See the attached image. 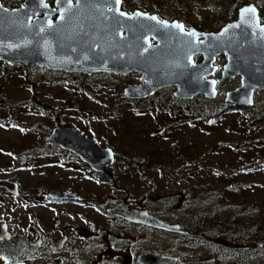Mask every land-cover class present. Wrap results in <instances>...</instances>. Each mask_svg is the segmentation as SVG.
<instances>
[{
	"label": "rangeland",
	"instance_id": "374dc122",
	"mask_svg": "<svg viewBox=\"0 0 264 264\" xmlns=\"http://www.w3.org/2000/svg\"><path fill=\"white\" fill-rule=\"evenodd\" d=\"M183 2L194 5L188 9L192 22L207 25L228 19L227 12L241 2L255 3L264 15V0ZM223 2L228 3L227 8L214 7ZM5 66L0 61V120L4 121L0 123V178L17 181L21 194L11 195L0 189V218L14 237L27 233L31 217L45 221L47 233L52 234L50 219L58 206L34 208L21 197L62 187H74L84 203L63 206L71 211V218L66 221L73 225L84 216L96 225L110 228L111 220L102 206L113 199H126L132 206L150 208L154 215L174 221L190 196L214 188L223 196L215 206L220 209L218 213L227 216L226 220L236 217L248 230L264 226V120L254 121L244 108L224 101L226 90L236 87L238 81L228 79L218 85L216 113L195 104L197 109L210 113L209 117L196 119L170 100L176 99L171 87L159 90L152 101L121 98L126 86L141 83L138 73L86 76L40 67ZM196 98L200 103L210 101L202 95ZM254 109L264 111V90L255 92ZM67 123L114 150L116 180L100 181L96 177V182L80 178L73 168L79 165L78 158L68 152H53L47 139L49 132L45 131ZM61 163L70 169L61 167ZM172 200L178 201L179 208ZM97 206L101 209L97 210ZM182 221L187 226V218ZM71 234L70 249L60 255L69 261L64 264H125V255L143 250L184 255L180 258L184 264H198L199 260H205L203 264H264L260 252L244 255L242 251L255 245L240 239L225 244L219 241L226 251L222 257L214 258L212 246H190L179 235L156 230H151L148 237L137 228L122 224L109 240L121 256L115 252L112 257L101 254L96 240L86 243L74 232ZM74 245L78 249L72 248ZM26 259L32 258L26 255L21 264L45 263L41 256L34 261ZM0 264L9 263L0 255Z\"/></svg>",
	"mask_w": 264,
	"mask_h": 264
},
{
	"label": "water",
	"instance_id": "95a60500",
	"mask_svg": "<svg viewBox=\"0 0 264 264\" xmlns=\"http://www.w3.org/2000/svg\"><path fill=\"white\" fill-rule=\"evenodd\" d=\"M44 3L47 4L45 0ZM56 6V9L49 5L44 7L40 0H26L14 9L3 6L8 11H0V61L11 67H40L86 76L138 73L141 83L126 86L121 94L123 99H147L157 91L171 87L175 98L191 100L203 95L211 100L218 94L216 80L212 77L215 73L214 58L217 54L226 53L228 61L221 71L220 81L240 76V85L225 92L226 102L249 108L255 104V90H264V39H260V29L264 25L259 23L258 8L254 3L241 6L237 19L216 33L191 27L189 30H195L196 37L186 36L179 29L165 28L148 19L155 14L129 15L120 10L114 0H82L78 7L75 0L72 11L65 13L63 21L59 19L60 9L67 5L56 1ZM246 7H254L256 14L242 22L241 9ZM121 12L126 15L121 16ZM54 14L57 15L55 20L52 19ZM49 21L54 25L51 29ZM168 23L182 24L177 21ZM151 38L154 43H151ZM197 54L203 60L194 64L193 56ZM48 142L76 155L92 170L105 174L111 180L116 178L114 150L81 134L73 125L67 123L52 127ZM19 160L23 158L19 157ZM0 189L11 195L20 192L19 183L6 177L0 178ZM48 194L54 199L76 198L68 191L56 190ZM107 212L167 233H188L182 224L164 220L147 209L130 206L126 201L108 207ZM77 232L85 238L95 235L90 226L78 227ZM10 239L12 234L8 224L0 218V240ZM65 240V236H56L51 239V246L60 248ZM137 262L183 264L174 255L155 251L140 253Z\"/></svg>",
	"mask_w": 264,
	"mask_h": 264
},
{
	"label": "flooded vegetation",
	"instance_id": "af4514ba",
	"mask_svg": "<svg viewBox=\"0 0 264 264\" xmlns=\"http://www.w3.org/2000/svg\"><path fill=\"white\" fill-rule=\"evenodd\" d=\"M25 1L26 0H0V3L2 4V6L6 7V8L14 9V8H19L20 6H22L25 3ZM56 1L57 0H45V2L49 5V7L54 8V9L57 8ZM73 3H75V0H73ZM248 3H253V2H241V4H239L238 6H235L232 11L227 12L229 14L228 19L218 20L216 22L213 21L210 25H207V24L200 22V21L199 22H192L190 20V18H191L190 17V11L188 9L190 7H194V5L189 6V5H187V3H184L183 0H121L119 7H120V10L126 12L129 15L130 14H137V13H142V14H146V15L155 14L161 20H166L168 22H172V21L181 22L185 26L186 30H189L191 27H195L196 29L203 31V32L216 33L221 28H223L225 25H227L228 23L235 21L238 17V12H239V9L241 8V6L248 4ZM169 4H171L172 6ZM227 5H228L227 2H223V5L214 6V7L216 9H219L221 7L227 8ZM169 6H171V8H172L170 11H168ZM109 8H110V6H109ZM257 8H258V12H259V23L264 25V15L262 14L260 8L259 7H257ZM56 16L57 15L54 14L52 16V19L55 20ZM34 17L35 16H33L32 18H34ZM201 38L202 37H200L199 40ZM150 41H151V43H154L152 38L150 39ZM202 60H203V57L200 54L193 56V63L194 64L200 63ZM227 61H228V56L226 53H220V54L215 55L214 62H213V65L215 66V73L212 77L215 78V80H216L217 90H218V85L220 83L228 80V79L232 80V81L236 80L239 82V84L236 87H234L233 89L237 88L240 85V76H235L234 78H227L224 81H220L221 71L223 70V67L227 63ZM228 90H231V89H228ZM257 90H261V89H256L255 92ZM255 92H254V102H255ZM218 94H219V90H218ZM180 100H183V99H180ZM191 100H195L198 102L196 96ZM191 100H188V101H191ZM208 100H210V99H208ZM211 100H214V99H211ZM185 101H187V100H185ZM224 101H225V99H224ZM226 103H228L230 106H236L237 108L238 107L243 108V107H240L238 105L232 104L230 102H226ZM254 106H255V104H254ZM254 106L246 108V109L254 108ZM48 135H49V133H48ZM51 145H52L51 147H52L53 152L55 151L57 154L68 152L70 155H73L74 157L78 158L76 155L70 153L67 150H63V149L59 148L57 145H54V144H51ZM78 160L80 161L78 163L79 165L76 167H73V168L76 169L77 172H75V173H78L80 175V178H88V179L94 180L96 182H99L97 178H99L100 181H102V179L108 178L105 174L92 170L86 163L82 162L79 158H78ZM66 165H67L66 163H61V167H66V168L69 167L68 165L67 166ZM70 167H69V169H70ZM109 180L114 181V180H116V178L113 180H111V179H109ZM56 190L71 192V193L76 195V198H72V199L71 198H63V199L51 198L48 193L50 191H56ZM20 194L21 193L19 192L18 195H20ZM21 198H22V200H25V202L28 201V202L32 203V206L34 208L38 207V206H43L46 204L58 206V208H55L53 210V217L50 219V226H51L50 228L53 229L52 234L47 233L45 221H43L37 217L36 218L31 217L30 222H29L27 229H26V231H27L26 234L20 233V234L16 235L15 237L12 235V239H10V240H0V255L3 256L1 253V249L5 246H8V247H10V249L14 252V254L16 256L15 260H13L12 262L7 260L9 264H21V262L23 263L24 259L26 258V255L28 257L30 255V257L33 259V260L31 259L32 261H34L35 258L41 256L45 261V263H43V264H48V262H51L52 264H64V263H66L68 261L67 258L60 256V255L63 252H65L67 249H70L69 244L71 242V238H73L71 231L75 233L77 238L79 237L81 240H83L86 243L93 242L94 240H96L97 242H99L97 249L101 252V254H110V256H112V257H113L115 252L120 254V256H121L120 252L116 251L115 248L110 246L109 240L114 238L112 233H114V230L120 229L122 224H125V225L130 226V227H135L140 231V233L142 235H146L148 237H150L148 235V233L151 232V230L161 231V230H157V229L151 228V227L146 226V225L135 224V223L129 222V221H127L121 217L110 215L107 212L108 207L115 206L119 202H123V201H126L130 206H132L126 199H113L110 202H106L102 206V210L105 212V214L111 220V222L109 224L110 228H106V227H101L99 225H96L95 223L87 220L84 216L81 217L82 221L76 225L75 224L73 225L70 221H66L67 220L66 218H69V217L71 218V211L65 209L63 207L64 205L69 204V203L76 204V205L84 204L81 197L75 192L74 187H62V188L48 190L47 192H41V193H38V192L26 193L25 196L21 197ZM133 207H136V206H133ZM100 209L101 208L98 207L97 210H100ZM143 209H146V208H143ZM171 222H178V221L174 220ZM178 223L182 224V226L185 227L182 220L179 221ZM31 226H32V228H30ZM88 226L91 227V231L94 232L95 235L91 236L90 238H85V237L79 235V233L77 232V228L78 227H88ZM201 228H202L201 220L199 217H197L195 219V223L193 225V229H194L193 235L197 238V240L201 239ZM8 229H9V226H8ZM162 232H164V231H162ZM164 233H167V232H164ZM167 234H175V233H167ZM176 235L180 236L182 234H176ZM56 236H58V237L65 236L66 237V240L63 243V246L60 248H56V247L51 246V243H52L51 239L56 237ZM12 241H14V244L12 243ZM141 241H143V240H141ZM199 243H201V242H199ZM202 243H204V244H199V245L208 246L205 244H209L210 242L203 241ZM72 248L78 249V245H74ZM146 251H149V250H143V251L139 252L138 254L125 255V264H130L129 261H135L137 264H139L137 262V256L140 253L146 252ZM5 259H7V258H5ZM26 260L31 261L28 259H26ZM126 261H128V263H126ZM199 261L200 262H197L198 264H200V263L203 264L205 262V260H199Z\"/></svg>",
	"mask_w": 264,
	"mask_h": 264
},
{
	"label": "trees",
	"instance_id": "16d2710c",
	"mask_svg": "<svg viewBox=\"0 0 264 264\" xmlns=\"http://www.w3.org/2000/svg\"><path fill=\"white\" fill-rule=\"evenodd\" d=\"M6 67L7 65L5 66V68ZM2 79L3 78L0 77V81ZM152 99L153 98L151 96L148 99H138L132 101L143 102L147 100L152 101ZM170 100L175 103V105H180L183 111L188 114L189 117L196 119L209 117L210 113H204L202 110L197 109L195 104L199 105L200 107H203L206 111L210 110L214 111L215 113L219 109L218 102L216 100H210L206 103H196L197 101L195 100L185 101L174 98H170ZM243 111L249 112L250 118H252L254 121L264 120L263 110H255L254 108H244ZM1 122L3 123L4 121L0 120V123ZM49 131L50 130L45 132ZM222 197V194H220V192L214 188L204 190L202 193H197L195 197L190 196L189 199H187L182 205L184 210L180 211L178 214L175 215L176 220L178 222L181 221L182 218H187L188 220L187 226H185L187 227V230L189 229L188 233L182 234L180 236L183 237L187 244L190 246L204 244L202 243L203 241L210 242V245H205L213 247L211 255H213L214 258L222 257L223 253L226 251V248L224 246L218 244L219 241H222L223 243H228L238 239H240L243 243L255 245L254 248L247 249L246 252L242 251L244 255L251 254V252H260L261 255H264V226L261 229L255 228L253 230H248L246 229L247 227L243 226V223L240 221V219H237L236 217L232 216L231 219L226 220L227 216L224 213H218L217 210L220 209L219 207L215 206L216 203L217 205H219L218 203L220 202V200H222ZM171 202L176 208H179L177 204L178 201L172 200ZM234 212L236 213V215L240 216L238 212ZM197 217L200 218L202 224L200 240H197V238L192 233L194 231L193 225ZM211 241H214L215 244L211 245ZM12 243L14 244V241H12ZM1 253L10 262L15 260L16 258L14 252L8 246L3 247L1 249ZM176 256L179 259L182 256L184 257V255H178V253L176 254Z\"/></svg>",
	"mask_w": 264,
	"mask_h": 264
},
{
	"label": "snow or ice",
	"instance_id": "6c2138e0",
	"mask_svg": "<svg viewBox=\"0 0 264 264\" xmlns=\"http://www.w3.org/2000/svg\"><path fill=\"white\" fill-rule=\"evenodd\" d=\"M82 0H76V5L77 7L81 4ZM40 3L43 4L44 7H48L47 4L44 3V0H40ZM60 3H65L67 5L66 8L60 9L61 11V15L59 17V19L61 21L65 20V13L66 12H71L72 11V7H73V0H57V4ZM114 3L116 5H119L121 3V0H114ZM111 11V9H109ZM0 11L3 12H7V9H4L2 5H0ZM256 14V9L254 7H246L241 9V19L242 22L245 19H248L249 17H255ZM121 16L126 15L125 13L121 12L120 13ZM136 15H146V14H142V13H137ZM148 19L156 21L157 24H162L165 28H176L179 29L180 32H183L186 36L189 37H196L198 34L195 32V30H186L185 26L183 24H171L169 25V23L166 20H161L160 18L156 17V16H149ZM49 29H51L52 27H54V25L52 24L51 21H49L48 24ZM233 27H239V25H234ZM41 32L44 31L43 28L40 29ZM225 31H227V29H225ZM260 32L262 33L260 39H264V28L260 29ZM8 47H12V45H8ZM149 47H151V45H149ZM145 51H147L148 49L145 48ZM72 51H75V49H72ZM85 59H87V57H85Z\"/></svg>",
	"mask_w": 264,
	"mask_h": 264
}]
</instances>
